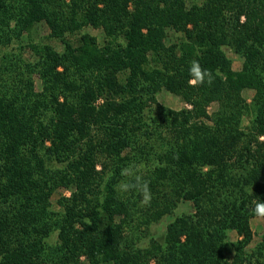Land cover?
I'll use <instances>...</instances> for the list:
<instances>
[{"label": "trees", "instance_id": "obj_1", "mask_svg": "<svg viewBox=\"0 0 264 264\" xmlns=\"http://www.w3.org/2000/svg\"><path fill=\"white\" fill-rule=\"evenodd\" d=\"M129 167L150 203L120 191ZM256 201L264 0H0V264H264Z\"/></svg>", "mask_w": 264, "mask_h": 264}, {"label": "rangeland", "instance_id": "obj_2", "mask_svg": "<svg viewBox=\"0 0 264 264\" xmlns=\"http://www.w3.org/2000/svg\"><path fill=\"white\" fill-rule=\"evenodd\" d=\"M193 1H198V0H188L189 4H191ZM36 29H37L36 36H38V37L46 38L49 34V28L44 22L40 23ZM88 31H90L92 34L96 35L99 38V41H101V42L103 41V33L100 29H95V28L89 27ZM56 45H57V48H60V46L58 44H56ZM227 52H228L229 56L233 59L234 68L237 70L241 69L242 65H243V59L238 54H236L235 52H233L229 49H227ZM40 87H41V82L39 79H37V88H40ZM245 94L248 98H251L254 94V91L249 90ZM158 100L160 103H162L166 106H169L173 109H181L183 107H190L189 104H187L185 101H183L179 96H176L167 90H162L158 94ZM216 109H217V103H213L210 106V110L214 111ZM69 194H70V190H68L66 188H60L54 193L53 202L56 203V201L60 197L65 196V195H69ZM192 210H193V205L190 201L181 202L179 204V206L177 207V209L175 210L174 214L167 215L166 217H164L162 219V221L160 223L154 225L153 231L155 232V234L157 236L162 235L165 232L167 224L171 220H173L176 216L181 215L184 212H190ZM251 226H252L253 231H254V238H253V241L251 242L250 246H255L256 243L258 241H260L262 235L264 234V217L254 216L251 219ZM230 238L232 240H236L239 238V236L235 231H231L230 232Z\"/></svg>", "mask_w": 264, "mask_h": 264}, {"label": "clouds", "instance_id": "obj_3", "mask_svg": "<svg viewBox=\"0 0 264 264\" xmlns=\"http://www.w3.org/2000/svg\"><path fill=\"white\" fill-rule=\"evenodd\" d=\"M190 79L188 83L191 86H196L197 84H203L206 82L211 83V73L203 69L199 61L193 60L189 69ZM122 175L129 177L128 180L123 181L119 185L120 191L127 192L132 189H136L141 193L142 203L148 204L151 201V190L146 181H143L139 176L135 175L134 170L129 167L122 170ZM253 213L257 217H264V201L254 202V207L252 209Z\"/></svg>", "mask_w": 264, "mask_h": 264}]
</instances>
